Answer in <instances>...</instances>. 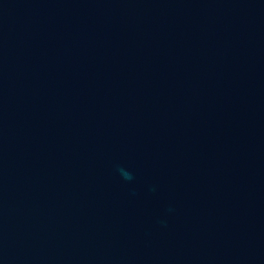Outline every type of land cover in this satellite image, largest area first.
I'll list each match as a JSON object with an SVG mask.
<instances>
[{"label": "water", "instance_id": "obj_1", "mask_svg": "<svg viewBox=\"0 0 264 264\" xmlns=\"http://www.w3.org/2000/svg\"><path fill=\"white\" fill-rule=\"evenodd\" d=\"M0 264H264V0H0Z\"/></svg>", "mask_w": 264, "mask_h": 264}]
</instances>
